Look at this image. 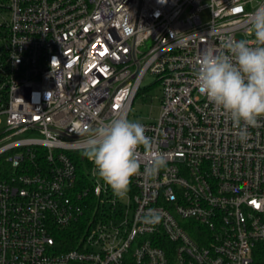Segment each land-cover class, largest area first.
<instances>
[{"label":"built area","instance_id":"2783aa9c","mask_svg":"<svg viewBox=\"0 0 264 264\" xmlns=\"http://www.w3.org/2000/svg\"><path fill=\"white\" fill-rule=\"evenodd\" d=\"M262 6L0 0V264H264V117L241 141L193 71L205 47L254 40L249 16ZM148 73L160 115L136 122L167 165L133 177L121 200L73 153L118 112L129 119ZM80 222L75 242L58 240Z\"/></svg>","mask_w":264,"mask_h":264},{"label":"clouds","instance_id":"9594fccd","mask_svg":"<svg viewBox=\"0 0 264 264\" xmlns=\"http://www.w3.org/2000/svg\"><path fill=\"white\" fill-rule=\"evenodd\" d=\"M249 21L254 40L227 38L223 44L226 51L207 46L193 70L199 92L216 113L232 122L241 141L247 139L248 128L257 127L259 118L264 117V6L250 14ZM86 135L83 156L121 200L127 197L133 177L154 179L167 165V154L146 135L145 126L119 112ZM158 221L159 213L148 210L144 222Z\"/></svg>","mask_w":264,"mask_h":264},{"label":"rangeland","instance_id":"374dc122","mask_svg":"<svg viewBox=\"0 0 264 264\" xmlns=\"http://www.w3.org/2000/svg\"><path fill=\"white\" fill-rule=\"evenodd\" d=\"M205 12L204 15H206ZM240 39H244V35H239ZM149 41L148 44H150ZM142 88L137 95L129 115V119L132 121H149L156 119L160 115L162 87L159 82L156 81V77L148 73L143 81ZM3 123L0 126L3 127L5 122V115L1 117Z\"/></svg>","mask_w":264,"mask_h":264},{"label":"trees","instance_id":"16d2710c","mask_svg":"<svg viewBox=\"0 0 264 264\" xmlns=\"http://www.w3.org/2000/svg\"><path fill=\"white\" fill-rule=\"evenodd\" d=\"M82 151H77L73 153V156L75 158V161L78 165L79 168V172H81L82 168H83V158H82ZM9 170V162H7L5 155L1 154L0 155V177H3L5 173H7V171ZM83 222L80 223H76L72 228L68 229V230H62L59 234H58V240H66V239H71L72 243L75 242L82 233V228H81V224ZM74 245V244H72Z\"/></svg>","mask_w":264,"mask_h":264}]
</instances>
